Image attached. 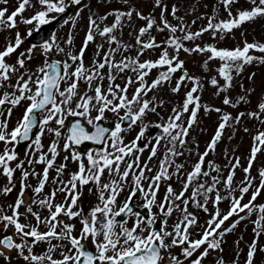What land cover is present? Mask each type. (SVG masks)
<instances>
[{"label":"snow or ice","instance_id":"1","mask_svg":"<svg viewBox=\"0 0 264 264\" xmlns=\"http://www.w3.org/2000/svg\"><path fill=\"white\" fill-rule=\"evenodd\" d=\"M127 3V0H124ZM238 0H220L228 12V19L216 20L215 15L208 17V23L196 32L188 30L190 27L183 23V17H177V7L173 5L171 15L180 23L172 25L165 17L167 6L162 4V0H156V6L161 7L160 25H157L155 17H145L136 12L140 19L146 20V25L140 27L135 36L136 45L139 47L136 56H123L116 60L117 54L127 52L134 47L130 43H123L121 39L114 34L118 29L122 30L125 26V18L131 21L133 10L119 11L115 10L105 16L90 14L88 17L87 31L78 53H73L71 47L74 44L75 36L72 30L66 34L65 47L57 43L55 33L50 40L42 43L32 44L25 51L19 52L14 62H9V58L24 43V38L19 31L16 32L14 43L8 41L6 47L0 50V143L5 145L0 151V169L7 176L9 185L0 189L7 195L13 190L12 178L17 169L21 170L20 190L16 201L8 207L11 214H6L0 207V223L4 225L3 232L7 233L9 227L14 228V235L0 237V257L10 260L6 254L13 250L22 258L26 264H162L164 256L162 251H167L173 247H181V255L184 260H180L176 255L168 252L172 264H184L189 261L190 264H202L209 251L222 250V237L231 232L240 221L237 220L227 229H223L225 221H228L233 215L245 212L251 215L254 210L261 213L259 218L254 221V233L259 236L264 232V204L256 205L254 202L264 190V169L259 170V185L251 193L248 203L242 204L244 195L249 193L253 187L255 177L251 176L253 162L257 153L262 149L257 146L264 145V132H259L254 138V144L251 156L248 160V166L243 169L245 172L244 180L240 182L242 186L238 188L239 196H233L237 191L233 188V178L235 170L240 167V158L234 157L235 163L229 165V172L226 178L221 179L220 168L213 162H207L205 158L210 152H214L218 141L221 139L223 130L228 126V122L235 119L239 122V116L233 118L230 114L224 113L221 116V122L207 145L203 153H198V159L192 165L191 171H186L184 164L177 163L176 158L185 154L184 149L187 144L189 130L197 122V113L204 107L207 112L210 109L200 103L199 89L202 87L196 77L190 76L185 70V62L179 59V52H209V60L219 59L222 63L219 67L218 75L223 78L225 84L219 87V91H226L232 86L233 75H239L244 65L254 60L264 63V55H250V50L264 53V44L248 43L245 41L243 48L235 49H217L213 45L201 47L196 45L194 48L185 46V41H193L201 37L205 32H212L213 38L219 33L221 38L223 34L231 32L238 28L244 22L253 20L257 16H264V0H249L253 5L250 10L238 11L233 16L230 5ZM0 3L7 4V0H0ZM42 6V10L37 11L30 18L20 21L25 25H33L27 32L31 37L38 34L42 26L52 23L59 16L68 12V9L77 6L74 14L69 13L61 20V26L71 25L76 27L77 21L81 18L83 7L82 0H37ZM31 0H19L18 7L11 14H7V8H0V30L15 29L17 27V17L22 15L27 7H31ZM57 14L56 16L51 15ZM108 15H113L114 21L111 25H105L101 28L97 20L104 21ZM195 23V21H193ZM156 27L157 31L167 30L170 35L162 42L158 43L154 36L150 35L151 30ZM182 33L177 36L176 33ZM99 36L109 45L108 49L101 55L104 47L103 43L97 45L94 58L89 67H85L84 57L92 42ZM147 36L145 40L144 37ZM112 45H116L112 47ZM42 48V55L45 60L42 66L35 70H29L27 62L33 59V52L36 47ZM154 48H161L160 56L156 60H145L140 62L139 57L145 51ZM169 48L173 53H169ZM49 54H64V60H51ZM208 61H205V65ZM108 69L107 74L102 70ZM165 69L160 71L158 76L148 83L146 77L153 69ZM182 71L183 75L176 81L175 87L171 89L173 93H178L182 85L187 81L192 82V87L185 94L182 105L173 107L171 115L167 120L160 123L145 124L144 119L149 113L157 114V108L162 107L163 100H159L156 95L149 96V93L155 92L166 83L171 82L173 74ZM126 72L133 75L124 76ZM120 78L125 81L124 86L116 84L115 81ZM107 79L108 86L103 88V81ZM251 79V77H249ZM83 81L87 85V90H79V82ZM95 82V86H93ZM138 85L128 95L129 87ZM211 84L218 85L214 77ZM63 85V87H62ZM242 87V85H241ZM92 94L89 95L88 92ZM195 94V95H194ZM240 97L237 101H243ZM225 105L232 104L228 97H225ZM24 106L22 116L17 120L14 127L9 130V120L13 115V110L18 106ZM191 106V108H190ZM261 112H264V103L258 105ZM220 112V109H214ZM96 115L93 116L92 113ZM116 114L118 121L115 122L113 130L96 123L105 119V113ZM123 112V115L120 113ZM185 114H189L184 119ZM68 115L84 117L88 125L94 127V131L89 133L79 120L75 121L68 134H62L61 129L65 127V119ZM251 117L259 119L258 113H249ZM264 122V121H262ZM54 124L57 127H50ZM139 126L135 138L125 143L124 132L133 130ZM156 128V134L146 136L145 133L150 128ZM34 129H38L34 137L31 135ZM247 131V129H245ZM110 133V134H109ZM51 134L54 139L51 140L47 151H43L44 145L42 137ZM106 134H109L106 137ZM63 139L62 148L60 141ZM155 143H152V141ZM85 141H92L102 145L99 150L79 153L73 146H79ZM19 142H30L25 152V160H21L11 166L13 161L18 160V154L15 145ZM140 142H144L140 147ZM12 144L14 147L8 148ZM163 149L154 175H148L154 171L152 161L158 155V150ZM179 149V150H178ZM149 151L147 160L142 161L141 155ZM60 151L68 153L63 157L62 163L56 164ZM77 163L78 170L72 172L68 180H64L63 174L67 169V161ZM86 161V162H85ZM25 164L31 166L34 164L45 165L42 173L34 170L25 169ZM55 169L56 176L51 178L53 189L48 195H43L45 185L49 183V171ZM171 170V171H170ZM216 172L213 176L211 173ZM107 173L110 178L108 182L102 183V177ZM36 176L38 178L37 186L34 188L26 184L28 177ZM130 178V179H129ZM174 178L181 183L179 193L173 189L169 183L167 185L163 198L158 202L157 194L161 183L171 181ZM223 184L228 190L227 196H222L218 185ZM89 184L96 185L100 203L95 205L88 214H84L82 207H78V201L82 194L84 186ZM146 185V187H145ZM31 188L33 199L31 204L25 205L24 193ZM128 191V196L122 205H117V197ZM91 192L92 189L89 188ZM58 192L65 194L64 202L54 203ZM190 193V195H188ZM215 193L214 205H218L222 200H231L230 209L227 214L221 218V213L217 208L210 220L207 221V227L204 228L200 238L194 239L190 228L196 225V217L188 211L189 204L207 212L206 205L209 202L210 194ZM39 197V198H38ZM142 197L144 203L138 207L148 210V215L144 216L139 211L133 210L135 198ZM203 198V202L199 198ZM179 202V203H177ZM47 209L48 215L42 216L38 211H33V206ZM21 207L25 208L21 212ZM153 207L159 209V216L164 219L159 221L157 227L158 215L151 210ZM118 208V210H115ZM174 211H179L182 218L172 226V230H167V217H170ZM125 214L132 218L131 226H128L127 219H117ZM31 215L35 223L21 222V218L27 220ZM64 215L69 220L81 217V232L79 237L73 235L74 225L65 223L58 219ZM245 217L241 216L240 219ZM43 224L47 228L41 232L39 226ZM119 229V231H117ZM91 237L92 245L95 251L87 248V240ZM171 238L170 243H166ZM19 240V242H17ZM57 241L52 243V241ZM67 241V244L63 243ZM47 245L42 254H35L34 248L39 244ZM239 243V241H237ZM70 245V247H68ZM186 245V246H185ZM206 245V247H205ZM203 248V251H200ZM6 250V251H5ZM60 251V259L53 257V253ZM256 241L249 245L247 259L245 264H253V257L256 252ZM264 250V249H262ZM198 253V254H197ZM194 257V258H193ZM217 264H224L223 258L217 261ZM238 264V262H234Z\"/></svg>","mask_w":264,"mask_h":264},{"label":"rangeland","instance_id":"2","mask_svg":"<svg viewBox=\"0 0 264 264\" xmlns=\"http://www.w3.org/2000/svg\"><path fill=\"white\" fill-rule=\"evenodd\" d=\"M87 7L83 8V11L81 12V18L77 21L76 27L74 29L71 28V25H65V26H59L55 31V36L57 43H59L61 46L65 47L66 50H68V46L64 44V40L66 38V34L72 30L75 36L74 44L71 47V50L73 53H78L80 47L83 44V40L87 31V25H88V17L90 14H95L93 18H96L97 16H105L109 13H112L115 10L119 11H128L133 10V16L131 18V21L128 22L125 18L124 21V27L122 30L118 29L114 32L115 35L119 39L122 40L123 43H130L134 45L132 49H130L127 52H123L121 54H117L115 59L118 61L123 58V56H136L137 48L139 47L136 45L135 36L138 34V30L140 27H143L146 25V20L140 19L137 17L136 12L141 13L145 17H155L157 25H160V16H161V7L156 6V0H127V3L124 2V0H87ZM32 6L27 7V11L24 14L23 19L30 18L32 15H34L37 11L42 10V6H40L37 3V0H31ZM19 4V0H7V4L0 3V8H7L8 13L11 14L12 11H14ZM162 4L167 6V12H165V17L172 25H177L180 23L176 18H174L171 15V10L173 5H175L178 9L176 16L177 17H183V23L186 25H189L188 28L191 32H196L200 30L202 27L206 26L208 23V17L215 15L216 20H226L228 19V12L225 11L224 5L220 3V0H162ZM84 5H81L79 7H83ZM253 7V5L249 2V0H243L241 3L238 0V2L230 5L231 11L233 16H235L238 11L243 10H250ZM77 10V6L75 7V11ZM75 11L72 13L74 14ZM55 13H52L51 15H54ZM113 15H108V18L104 21L97 20V23L100 24L101 28L105 25H111L114 21ZM21 19V20H23ZM17 17V27L15 29H2L0 30V50H3L8 41H12L14 43L16 32L19 31L22 35V38H24V43L21 45V47L17 50V53H14L11 58H9V62H14L16 59V56L19 52L25 51L27 48H29L33 43L29 42L27 39V32L32 26L34 25H25L23 23H20V21ZM195 21V23H193ZM151 36H154L156 38V41L158 43H162L169 35L170 33L165 30L163 32L157 31L156 27H154L151 32ZM177 36H181L182 33L177 32ZM51 39V38H50ZM144 39H147V36L144 37ZM245 41L248 43H258V44H264V16H257L253 20L244 22L241 24L240 27L234 28L231 32L223 34L221 38V34H217L215 38H213L212 32H205L201 37L193 40V41H185V46L188 48H194L196 45H200L201 47H204L205 45H213L217 49H235L237 47L243 48ZM103 43L104 47L101 50V55L104 51H106L109 47L107 43H105L99 36L96 37L95 41L92 42V48L93 52L89 57L84 58V64L85 67H89L91 65V62L94 58V53L97 50V45ZM116 45H112V47H115ZM162 49L161 48H154L151 50L145 51V53L139 57L140 62H143L145 60H156L159 58L160 53ZM42 48L36 47L33 52V59L31 61L27 62V67L29 70H35L37 67L42 66L43 62L45 60V56L41 54ZM169 53L172 54L173 50L169 48ZM250 55L253 56H261L264 55V53H260L258 51L250 50ZM179 59L183 60L185 62V70L187 73L192 76L196 77L202 87L199 89L198 95L200 96V103L203 106H207L209 111H205L204 107H201L199 112L197 113V122L193 125V127L189 130V135L186 138L187 144L184 149L185 154L183 156L177 157V163L184 164L186 171L192 170V165H194L198 159V153H203L211 141L212 137L214 136L219 123L221 122V116L224 113L230 114L233 118L239 116L240 113H244L242 117H240L239 122H237L235 119H232L228 122V126L225 127L223 130V134L221 136V139L218 141L215 151L210 152L209 155L205 158L206 160V170H210L207 168V162L211 161L215 165H218L220 168L221 173V179L223 180L228 175V172L230 170L229 165L235 163L234 157L240 158V167L235 170V175L233 178V188L237 189V191L233 192V196H239L238 188L242 186L240 182L244 180L245 172L243 169L248 166V160L251 156V151L253 148L254 140L253 138L259 133L264 132V112H261L258 105L261 103H264V63H261L259 61L254 60L253 62L244 65L243 71L236 75L235 72L232 73L233 80H232V86L228 88L226 91H219V87L223 86L225 84V81L223 78H221L218 75V69L220 67V60L214 59L209 60L208 57L211 55L209 52H192V53H186L184 51L179 52ZM56 57L60 60L66 59L64 54H49L48 58ZM205 61H208L205 65ZM165 69H153L149 76L146 77V81L148 83H151L153 79H155L160 71H164ZM104 74H107L108 69L105 68L102 70ZM124 76L133 75L131 72H126L123 74ZM183 75L182 71H177L173 74L172 80L169 83H166L163 87L158 88L155 92L149 93V96L156 95L158 97L157 103H159V100H163L164 104L162 107L157 108V114L149 113L146 118L144 119L145 124H155L160 123L163 120H167L168 116L171 115V110L173 107H179L182 105L183 100L185 98V94L190 88L192 87V82L187 81L184 85L181 86L180 91L178 93H173L171 89L175 87L176 81L179 79V77ZM216 78L218 81V85L214 86L211 84L212 78ZM251 77V79H249ZM103 88L106 89L108 86V81L105 79L103 82ZM116 84H120L121 87L124 86L125 81L123 79L118 78L115 81ZM242 85V87H241ZM93 86H95V82H93ZM138 85L134 84L129 87L128 95L131 96L132 92L135 90V88ZM63 87V85H62ZM79 90L81 92H84L87 90V85L83 82H79ZM89 95L92 93L89 91ZM195 95V94H194ZM225 97H228L232 104H235V107H232L230 105H225L223 103ZM240 97H244L245 99L243 101L237 102ZM19 107V106H18ZM17 107V108H18ZM16 108V117L15 112L13 111V115L9 120V130H11L12 127L15 126L17 120L22 116L24 111V106H20L19 110ZM191 108V106H190ZM220 109V112H216L214 109ZM249 113H258L259 119L251 117ZM93 116L96 115L95 112L92 113ZM120 115H123V112L120 113ZM189 114H185L184 119L186 120ZM84 118V117H83ZM85 119V118H84ZM86 120V119H85ZM106 121L110 120H116L118 121V117L116 114L111 112L105 113V119ZM50 127H57L54 124L49 125ZM247 129V131H245ZM140 128L139 126L134 127L133 130L124 132L121 135L123 136L124 142L129 143L131 142L137 132H139ZM62 134L66 135V123L65 127L61 129ZM158 130L156 128H150L148 132L145 133L146 136H151L156 134ZM54 139V137L51 134H46L42 137V143L44 145L43 151H47V148L51 142V140ZM152 143H155L153 140ZM257 143V142H256ZM144 142H140V147H143ZM63 145V139L60 141V147L62 148ZM28 146V145H27ZM27 146L22 149L21 151L16 150L18 154V160L13 161L14 165L11 163L12 167H15V164L18 163L20 160V154L22 153L21 160H25V152L27 149ZM100 148H92V149H84L82 151L83 153H87L89 151L93 150H99ZM261 151L257 153L256 159L253 162V166L251 169V176L255 177V180L253 181V185L259 184V170L264 169V145H261ZM179 150V149H178ZM0 151H2L1 143H0ZM163 149L158 150V155L156 158L153 159L152 167L154 171L152 173H147L148 175H154L155 169L158 163V160L160 156L163 153ZM68 155V153L64 151H60V155L57 157V160L61 156ZM149 155V151L146 150L141 155V160L145 161L147 160ZM64 161H56V164L59 165ZM86 162V161H85ZM45 165L43 164H34V165H27L25 164V169L32 171L34 170L37 173H42L43 168ZM20 169H17L15 171L16 174L19 173ZM78 170V165L75 162H72L71 159L67 161V169L64 172V174L67 175V178H69L70 174L72 172H75ZM51 171V169H50ZM49 171V172H50ZM171 171V170H170ZM213 176L217 175L216 172L211 173ZM19 177V175H18ZM0 179H1V186L0 189H3V187L8 186L5 184L6 179L5 175L3 174L2 169H0ZM110 178L108 177L107 173L102 177V183L108 182ZM130 179V178H129ZM28 182L25 181L26 184L29 185H35L37 186L38 178L36 176L30 175L28 177ZM20 181L16 180V187L15 190H13L14 198L16 193V199L20 190ZM15 183V181H14ZM171 184L173 189L176 191V193H179L181 190V183L178 179L174 178L171 181H164L161 183L160 190L157 194V201L159 202L166 191L167 185ZM146 187V185H145ZM220 194L222 196L228 195V190L224 187V185L221 183L217 186ZM89 188L92 189V191H89ZM256 188V186L254 187ZM253 188V189H254ZM252 189V188H251ZM28 190V189H27ZM2 195V191H0ZM26 194V199L28 197V191ZM24 194V195H25ZM128 191L125 190L117 197V205H122L125 201L126 197L128 196ZM249 193L244 195V199L242 200V204L248 203L249 199ZM190 195V193L188 194ZM215 193L210 194V199L207 207V212L203 211L201 208L196 207L194 204L190 203L188 207V211L191 212L196 217V225L190 228V232L192 233V237L194 239L200 238V235L203 233V230L205 227H207V221L212 218L214 213L216 212L217 208L219 209L221 213V218L223 215L227 213L230 209L231 200L224 199L222 200L218 205L213 204ZM201 202H203V198H199ZM99 197L98 192L96 190V185L89 184L87 186H84L82 189V194L80 196V199L78 201V207L74 210H79L80 207L83 208L86 207V210H84V214H88L90 210L97 204H99ZM136 203L139 205H142L144 203V200L142 197L136 198ZM179 203V202H177ZM256 205L264 204V190H262L261 194L257 197V200L254 202ZM28 205V204H25ZM25 208L21 207L20 211L24 212ZM115 210H118L116 208ZM153 213H156L159 216V209L156 207H153L151 210ZM201 212H203L201 214ZM261 213L257 210H254L251 215L247 213V210L245 212L239 213V215H233L229 218L228 221H225L224 225L222 226L221 230L227 229L231 227L233 223H235L237 220L240 222L236 224V227L231 231L227 232L222 237V243H221V249L222 250H215L209 251V255L205 257L202 261V264H206V261L208 259H212L216 262L223 258L224 264H234V262H238V264H245L247 259V252L249 250V245L252 244V242L256 241V249L258 248H264V238L259 236H256L254 233V221H256ZM245 217L244 219H240V217ZM238 217V219H237ZM164 219V217H162ZM182 218V214L179 211H174L173 214L170 217H167V230L171 231L172 226L178 222L179 219ZM59 220L64 221L65 223L74 225L73 235L79 237L82 224H81V217H77L75 219L69 220L66 216L61 215L58 217ZM118 219V218H117ZM128 226H131L132 218L129 217L128 219ZM119 231V229H117ZM223 239H227L226 243H224ZM89 244L92 245V239L89 237ZM239 241V243H237ZM166 243L171 242V238L167 239L165 241ZM186 246V245H185ZM70 247V245H69ZM206 247V245H205ZM203 251V248L200 250ZM168 252H171L172 254L176 255L180 260H184V257L181 255V247H173L170 248L167 251H162V255L164 256V259L162 261V264H172L171 259H169ZM198 254V253H197ZM256 254V252H255ZM256 257V258H255ZM253 257V264H264L262 253L259 252ZM194 258V257H193ZM184 264H190L189 261H184Z\"/></svg>","mask_w":264,"mask_h":264},{"label":"water","instance_id":"3","mask_svg":"<svg viewBox=\"0 0 264 264\" xmlns=\"http://www.w3.org/2000/svg\"><path fill=\"white\" fill-rule=\"evenodd\" d=\"M61 19V17H59L57 20H54L52 23H50V24H48V25H44V26H42V29H41V31L38 33V34H34L32 37H34V38H37L38 36H40V35H46L48 32H50L51 30H52V28L55 26V24L59 21ZM78 119H74V118H70L69 119V123L71 124L72 122H75V121H77ZM82 124V123H81ZM98 124H100L101 126H103V127H106V128H108V129H112L113 128V124H109V125H106V126H104V125H102L100 122H98ZM84 127H85V129H86V131H88L89 133H91V132H93L95 129H94V127H89V126H87V125H85V124H82ZM33 133H34V130H33ZM33 133L31 134L32 136H33ZM107 135V134H106ZM90 143H93V144H96V143H94V142H92V141H89ZM84 143V142H83ZM89 146H91V145H89ZM79 147H80V145H79ZM137 208L133 205V210L135 211ZM140 210H142V211H144V210H146L145 208H143V209H140ZM127 214H125L124 216H122V217H125ZM208 264H211V262H209Z\"/></svg>","mask_w":264,"mask_h":264},{"label":"flooded vegetation","instance_id":"4","mask_svg":"<svg viewBox=\"0 0 264 264\" xmlns=\"http://www.w3.org/2000/svg\"><path fill=\"white\" fill-rule=\"evenodd\" d=\"M0 207H2L1 205H0ZM4 225L2 224V223H0V237H2V236H4L5 234H7V233H5V232H3L2 231V229L4 228L3 227ZM12 231H13V235H14V228H12ZM18 241V240H17ZM34 253L35 254H42L43 253V247L40 245L39 247L38 246H36L35 248H34ZM3 260V257H0V262Z\"/></svg>","mask_w":264,"mask_h":264}]
</instances>
